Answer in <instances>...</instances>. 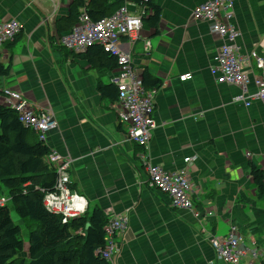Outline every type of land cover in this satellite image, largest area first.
Returning <instances> with one entry per match:
<instances>
[{
	"label": "crops",
	"instance_id": "0c3cea01",
	"mask_svg": "<svg viewBox=\"0 0 264 264\" xmlns=\"http://www.w3.org/2000/svg\"><path fill=\"white\" fill-rule=\"evenodd\" d=\"M151 1L160 9L157 24L144 19L133 45L126 39L120 44L141 77L146 72L160 82L156 89L145 87L155 90L157 124L146 148L126 140L116 99L96 91L98 82L111 85L116 68L91 69L58 43L56 21L68 15L73 0H0V23L14 19L21 29L0 48V65L8 69L0 89L52 111L57 128L45 144L70 160V188L86 200L87 213L100 209L107 220L127 219L110 264H208L214 253L207 237L223 238L231 229L245 244L255 242L262 258L253 263L262 264L264 195L252 182L250 165L264 173V105L246 108L235 101L239 88L219 85L211 76L222 40L191 17L204 0ZM233 10L237 53L264 58V0H233ZM246 72L248 97L256 91L254 77L263 72L254 61ZM187 74L191 78L180 82ZM150 164L187 168L191 211L171 208L165 195L147 186Z\"/></svg>",
	"mask_w": 264,
	"mask_h": 264
},
{
	"label": "built area",
	"instance_id": "2783aa9c",
	"mask_svg": "<svg viewBox=\"0 0 264 264\" xmlns=\"http://www.w3.org/2000/svg\"><path fill=\"white\" fill-rule=\"evenodd\" d=\"M87 3L88 0H81ZM147 1V0H143ZM147 16L145 8H139L133 3H126L108 18L93 22L84 7L80 8L77 24L70 32L59 37L58 43L71 54H82L87 49L99 46L104 52L111 54L117 64L116 72L110 77V84L117 92L116 114L120 125L125 127V137L130 143L140 148H146L157 128L154 119L155 90H147L143 86L142 77L135 71L131 54L123 51L121 41L126 39L129 46L139 38L142 30L143 18ZM194 21L203 22L208 26L209 33L222 40L212 58L210 74L219 85L235 86L240 89V95L235 101L242 102L248 108L252 102L264 105V58L251 52L247 56H240L235 47L238 32L232 25L234 17L233 0H204L191 15ZM19 23L8 20L0 23V48L12 42L20 34ZM150 49L145 44V52ZM262 71L261 77H254L255 93L246 97V87L249 83L247 69L251 62ZM190 75L179 78L180 82L189 80ZM0 98L6 108L16 114L19 122L38 135L45 144L47 134L57 128L54 114L49 108L32 105L19 92L3 88ZM191 158H185L184 163H191ZM46 162L54 168L56 180L53 191L43 197L45 209L60 215L62 223L80 217L85 213L87 204L83 197L76 195L70 188L68 171L70 160L56 152L50 151ZM147 186L165 195L173 209L191 211L193 208L191 195L193 187L189 180L187 168L168 171L158 165H147ZM7 198H0V207L6 205ZM206 216L212 217L211 212ZM127 219L122 216L108 218L104 227V247L100 252L102 258L109 264L117 251L115 238L127 230ZM207 241L214 253V260L208 264H254L253 261L262 258V254L255 242L245 244L243 239L231 229L223 238L208 236ZM259 251V252H258Z\"/></svg>",
	"mask_w": 264,
	"mask_h": 264
},
{
	"label": "trees",
	"instance_id": "16d2710c",
	"mask_svg": "<svg viewBox=\"0 0 264 264\" xmlns=\"http://www.w3.org/2000/svg\"><path fill=\"white\" fill-rule=\"evenodd\" d=\"M126 3L145 8L143 18L156 25L160 9L151 0H73L66 17L56 21L58 36L71 31L77 24L80 8L84 7L95 22L108 18ZM20 35V34H19ZM18 35V36H19ZM17 36V37H18ZM16 37V38H17ZM15 38V39H16ZM91 69H115V58L99 46L77 54ZM8 69L0 65V78ZM144 87L157 88L159 81L144 72ZM103 98L114 101L117 92L109 84H96ZM50 149L31 129L25 128L14 111L0 104V196H4L21 220L36 222L28 234V248L23 257L24 244L20 228L12 221L7 205L0 207V264H109L100 254L104 247L103 228L107 219L100 209L62 223L61 216L48 212L43 197L53 191L56 173L46 162ZM250 175L257 191L264 195V173L250 165ZM264 264V263H262Z\"/></svg>",
	"mask_w": 264,
	"mask_h": 264
},
{
	"label": "rangeland",
	"instance_id": "374dc122",
	"mask_svg": "<svg viewBox=\"0 0 264 264\" xmlns=\"http://www.w3.org/2000/svg\"><path fill=\"white\" fill-rule=\"evenodd\" d=\"M0 198H6V193H4V196H0ZM86 201V200H85ZM87 204V202H86ZM10 210V215L12 218V221L16 226L20 228V238L24 244V253L22 254L23 257L26 256V250L28 248V234L30 231H33L36 228V222L31 220H21L16 213L14 212L13 208L9 204V202L6 203ZM87 208V207H86ZM86 211V210H85ZM26 264H28V260H26Z\"/></svg>",
	"mask_w": 264,
	"mask_h": 264
}]
</instances>
